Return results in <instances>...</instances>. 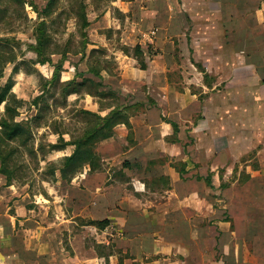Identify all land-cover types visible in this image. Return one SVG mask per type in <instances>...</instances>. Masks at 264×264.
Instances as JSON below:
<instances>
[{
	"label": "crops",
	"instance_id": "obj_1",
	"mask_svg": "<svg viewBox=\"0 0 264 264\" xmlns=\"http://www.w3.org/2000/svg\"><path fill=\"white\" fill-rule=\"evenodd\" d=\"M258 2L257 10H237V0L127 3L130 31L155 30L147 45L157 55L139 37L141 54L116 51L114 68L100 69L102 94H87L98 101L84 110L119 114L94 143L93 167L66 180L56 170L32 196L0 172V264H264ZM104 18L89 24L91 43L106 40L107 27L133 46L121 19ZM111 97L119 104H105ZM74 149L52 152L62 159ZM236 165L244 178L216 184Z\"/></svg>",
	"mask_w": 264,
	"mask_h": 264
},
{
	"label": "rangeland",
	"instance_id": "obj_2",
	"mask_svg": "<svg viewBox=\"0 0 264 264\" xmlns=\"http://www.w3.org/2000/svg\"><path fill=\"white\" fill-rule=\"evenodd\" d=\"M131 1L135 0H59L55 12L42 18L39 12L45 4L43 0H0V91L8 82L12 84L7 101L0 103V121L7 119L11 124H21L24 127V134L21 133L12 141L3 142L0 136V154L2 160L7 153L10 154L5 158V168L11 182L25 186L31 196L42 193L43 184L54 182V177L48 175L47 169L59 167L60 163L58 155L50 152V146L57 144L58 141L55 132H60L66 139L77 138L91 124L90 122H94L92 116L83 112H90L87 111L90 105L98 101L86 96L89 92L96 91V85L82 82L80 91L65 99L61 96V88L75 77L76 72L78 76L88 75V72L84 73L88 66L112 70L115 64L112 53L115 54L119 50L131 53L136 48L135 44L140 40V35L136 37L137 32L130 31L133 8H126L129 6L127 3ZM251 1L237 0L234 8L257 10L260 0ZM146 6L145 4L144 10H149ZM124 10H127L131 17L127 21L125 16L128 13ZM84 15L89 24L104 16L107 23L111 22V19L113 23L121 19L123 26L129 29L128 33L134 35L130 41V45L133 46L126 47L122 42L128 43L129 38L122 41V37L117 33L119 31L115 32V29L107 27L103 29L106 32H104L106 40L102 36L100 42L91 43L90 28H81ZM42 21L46 24V33L50 40L46 43V56L50 57L53 64L62 59V68L59 69L55 85L52 86L48 85L54 76V67L45 62L41 63V59L33 50L36 45L34 31ZM140 29L143 30L144 27ZM84 46H88V49L84 50ZM148 49L153 55H157L153 48L149 46ZM89 51L91 56L88 59ZM99 78L95 77L92 80L100 82ZM76 80L80 82L81 77ZM101 84L104 86L102 82ZM43 91L44 98L35 107L34 100ZM61 103L63 104L58 105ZM110 103L118 105V97L109 98L105 104ZM37 108L41 109L38 114L39 120L32 122L37 114ZM236 167L235 175H221L218 172L216 184L219 182L218 184L229 185L238 177L244 178L237 175L243 168L238 165ZM212 197L221 198L216 194H212ZM221 210L225 211L223 220L228 221L229 209L225 207Z\"/></svg>",
	"mask_w": 264,
	"mask_h": 264
},
{
	"label": "trees",
	"instance_id": "obj_3",
	"mask_svg": "<svg viewBox=\"0 0 264 264\" xmlns=\"http://www.w3.org/2000/svg\"><path fill=\"white\" fill-rule=\"evenodd\" d=\"M45 2L42 10L39 12V15L42 18H46L50 15H52L57 7V4L59 3V0H43ZM83 12H81L82 14ZM89 26V23L87 22L85 15L82 16V24L81 28L85 29ZM35 42L36 45L33 48L35 54L40 58L41 63L45 62L49 65L54 67V76L52 77L51 82H49L48 86H52V84L55 85L56 79L58 77V71L60 68H62V59L59 60L58 63L53 64L52 60L49 56H46V43L49 40V36H47L46 31V24L45 22H40L38 26L35 29ZM88 41V40H87ZM88 43V42H87ZM84 50L88 49V46L83 47ZM134 53L141 54V48L139 46H136L134 48ZM89 56H91V52L89 51L87 58L89 59ZM101 69V68H100ZM100 69H96L93 66L87 67V72L92 74L94 77H100L99 72ZM81 73V72H79ZM80 82H77V78H80ZM82 82L85 83H93L96 85L97 89L95 92L89 94H102L97 92L98 89L102 87L101 81L100 82H93L92 79L84 77V74L78 76V73H75V77L67 82L65 86L61 88V96L65 99V97L73 94L78 93L81 89ZM12 89L11 82H8L0 91V103L7 101L8 96L7 94L10 93ZM104 95V94H103ZM44 98V91L40 96L35 98L34 100V106L36 107L41 100ZM58 104V105H62ZM39 109V110H38ZM39 112H41L40 108H37V114L34 116L32 122H36L39 120ZM84 114H88L89 116H92L94 122H90L91 124L83 131V133L78 136L77 138H71L70 141L65 142L62 138V134L60 132H55V134H58V141L57 144H53L50 146V152L52 151H59L63 150L67 145H74L75 149L74 152L68 156L63 157L60 159L59 167H49L47 169L48 175L54 177V173L56 170L60 171L62 180H66L69 176L75 174L78 170H80L84 164H89L91 167H93V164L95 163V157L92 153V148L94 146V143L98 139H102L104 137L108 136V129L114 125L118 121V114L119 112L113 111L110 114H108L106 117H100L94 113L91 112H83ZM10 119V118H8ZM0 129H1V140L4 142L12 141L16 139L19 135L24 134V127L21 124H11L7 119H2L0 121ZM10 154L7 153L3 160L1 159L0 154V172L6 177L8 184L11 183V178L9 173L6 171L5 168V158L9 157ZM92 170V168H91ZM209 183V180H207Z\"/></svg>",
	"mask_w": 264,
	"mask_h": 264
},
{
	"label": "built area",
	"instance_id": "obj_4",
	"mask_svg": "<svg viewBox=\"0 0 264 264\" xmlns=\"http://www.w3.org/2000/svg\"><path fill=\"white\" fill-rule=\"evenodd\" d=\"M156 31L155 30H151L149 32H142L140 33V39L142 41H145V45L149 44V42L153 39V37L155 36ZM148 46H146L147 48Z\"/></svg>",
	"mask_w": 264,
	"mask_h": 264
}]
</instances>
